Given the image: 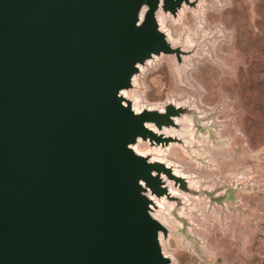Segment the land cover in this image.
<instances>
[{"label": "water", "instance_id": "obj_1", "mask_svg": "<svg viewBox=\"0 0 264 264\" xmlns=\"http://www.w3.org/2000/svg\"><path fill=\"white\" fill-rule=\"evenodd\" d=\"M189 10L204 0H0V264L173 263L153 197L173 222L199 190L134 147L189 151L165 130L194 137L203 117L171 100L136 112L133 94L160 58L181 70L198 51L159 22Z\"/></svg>", "mask_w": 264, "mask_h": 264}, {"label": "rangeland", "instance_id": "obj_2", "mask_svg": "<svg viewBox=\"0 0 264 264\" xmlns=\"http://www.w3.org/2000/svg\"><path fill=\"white\" fill-rule=\"evenodd\" d=\"M164 27L198 51L181 70L160 58L136 91L203 117L189 151L164 153L199 190L174 212L166 251L176 264H264V0H204L202 17L189 10Z\"/></svg>", "mask_w": 264, "mask_h": 264}, {"label": "bare ground", "instance_id": "obj_3", "mask_svg": "<svg viewBox=\"0 0 264 264\" xmlns=\"http://www.w3.org/2000/svg\"><path fill=\"white\" fill-rule=\"evenodd\" d=\"M209 6V5H208ZM207 8V7H206ZM184 10L181 11L180 15L183 12ZM206 14V13H205ZM183 17L180 18V20H182ZM205 19V18H204ZM171 19H169L168 16L164 15V14H161L159 16V22H160V26H161V29L162 31L168 35V37H170L171 40H174V37L173 35L169 32V30L167 29L166 30V27L163 28V25L165 24L166 21H169ZM196 22V21H195ZM202 22V21H201ZM208 22V21H207ZM206 23V22H205ZM197 24V23H196ZM195 24V25H196ZM194 25V26H195ZM190 27V26H189ZM196 28V27H195ZM188 29V27H187ZM189 30V29H188ZM187 30V31H188ZM197 30V29H196ZM213 30V29H212ZM176 31V30H175ZM207 31V30H206ZM174 32V31H173ZM177 32V31H176ZM193 32V31H192ZM223 33V32H222ZM190 35V34H189ZM178 37V36H177ZM175 41V40H174ZM218 45V44H217ZM216 48V47H215ZM218 50V48H217ZM218 52V51H217ZM196 57V56H195ZM198 57V56H197ZM194 59V58H193ZM197 61V60H196ZM219 61V59H218ZM190 73V72H189ZM187 76V75H186ZM138 82H139V78L136 77L135 80H134V86L138 85ZM138 87V86H137ZM140 91V90H139ZM126 94V92H124ZM141 94V93H140ZM142 95V94H141ZM193 98V97H192ZM133 100H134V109L136 110V112H141L145 107H148V104L146 105V103L144 102V100L142 99V97L140 95H138V93H134L133 94ZM197 101V99H196ZM146 105V106H145ZM165 105L164 104H161V105H150L149 107H155V108H163V106ZM201 111V110H200ZM209 111V110H207ZM210 114V113H209ZM186 122L188 125L191 124V121L188 120V118H185L184 120H181V122ZM215 124V123H214ZM165 134L168 135V136H178V137H182V136H186V135H189V136H192V140L188 141L187 144L189 145H192L193 144V132H191V129L190 128H187V129H184L182 132H180L179 130L177 129H167L165 130ZM175 145H171V147H173ZM134 149L136 150L137 153H139L140 155H146V151L147 152H153V153H156V154H160V157H154V160H157V161H161V162H165L167 165L171 166V164H173L170 160H168L167 158L164 157V153H166L167 150H163L162 148H159V149H151L148 147V145L146 143H143V142H139L135 147ZM170 149V148H169ZM179 149V147H178ZM173 150V149H172ZM179 157V156H178ZM170 159V158H169ZM173 159V158H172ZM181 159V158H180ZM188 166V165H187ZM174 172H175V175L179 176V177H187V175L181 171V169H174ZM189 173V172H188ZM187 173V174H188ZM167 184H168V187L170 189V193L174 196L176 195H179L180 193L175 190L174 188V182L173 181H170V180H167ZM153 200L155 201V203L162 209V211H160V214L158 216H156L160 221H162V223L168 227V229L171 231L173 226H172V219H171V215H170V207L171 206H168L166 203V199H157V198H154L153 197ZM194 218V217H193ZM171 235H169V238ZM180 239V238H179ZM161 243H162V247H163V250H164V253L166 256L170 257L173 261L172 264H176L175 260L173 259L172 256L168 255L167 251H166V244L168 243L166 241V239H164V235L161 234ZM168 246V245H167Z\"/></svg>", "mask_w": 264, "mask_h": 264}]
</instances>
